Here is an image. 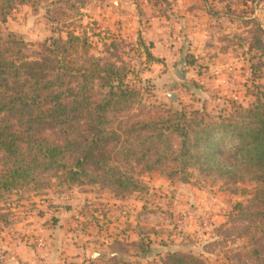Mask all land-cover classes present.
<instances>
[{
    "label": "trees",
    "instance_id": "trees-1",
    "mask_svg": "<svg viewBox=\"0 0 264 264\" xmlns=\"http://www.w3.org/2000/svg\"><path fill=\"white\" fill-rule=\"evenodd\" d=\"M31 1L0 0V201L14 191L41 192L55 183L98 185L125 199L148 191L140 173L189 183L196 171L255 182L254 210L246 217L264 235V91L256 104L230 116L143 106L126 65L91 55L86 35L69 30L66 38L38 43L4 35L2 24ZM255 31L250 47L260 54L251 69L264 77V28L257 24ZM146 55L153 57L148 48ZM194 63L189 54L186 64ZM3 211L0 229L10 224ZM253 249L261 260L264 244L256 240ZM140 251L148 250L141 244ZM104 262L133 264L117 255ZM152 264L206 263L193 249H178Z\"/></svg>",
    "mask_w": 264,
    "mask_h": 264
},
{
    "label": "rangeland",
    "instance_id": "rangeland-1",
    "mask_svg": "<svg viewBox=\"0 0 264 264\" xmlns=\"http://www.w3.org/2000/svg\"><path fill=\"white\" fill-rule=\"evenodd\" d=\"M126 1L131 5L118 12L109 9L117 14L111 16L112 13H97L95 0H32L7 18L1 26L2 33L21 35L28 43L51 36L66 38L69 30L86 35L91 55L111 56L126 65L130 71L128 82L140 92L143 106L230 116L237 115L240 107L256 104V97L264 91V77L251 69L253 63L259 62L260 53L251 49L250 43L257 24L264 28V0ZM113 41L117 44L109 47ZM146 48L152 53L151 59ZM189 54L195 57L191 66L186 64ZM261 71L264 74V67ZM170 93L178 95L176 106L168 97ZM191 172L189 183L170 181L159 172L140 173L148 191L135 194L148 205L153 215L150 224L167 232L181 230L185 224L195 227L197 233L210 234L214 239L206 249L221 262L264 264V251L261 260L253 254L254 243L260 240L264 244V235L257 232L259 223L246 217L248 211L254 210L251 205L256 183H234ZM183 184L196 189L199 215L191 217L187 204L172 208L179 190L170 186L182 188ZM84 187L91 190L85 200L88 204L67 212L65 228L73 231L76 238L85 236L80 243H88L84 245L88 264H104L108 249L94 246V189L105 193L106 199L112 193L98 185ZM76 193H80V186L68 188L55 183L41 192L14 191L0 201V207L9 215L10 224L23 218L33 224L38 215L45 213L49 215L42 217L47 222L60 211L55 207L67 206L66 200L73 199ZM203 219L208 226H202ZM98 250H102L100 259L91 256ZM134 262H141L139 256Z\"/></svg>",
    "mask_w": 264,
    "mask_h": 264
},
{
    "label": "crops",
    "instance_id": "crops-1",
    "mask_svg": "<svg viewBox=\"0 0 264 264\" xmlns=\"http://www.w3.org/2000/svg\"><path fill=\"white\" fill-rule=\"evenodd\" d=\"M95 3L97 13H112L111 16L117 14H113L109 9L118 12L131 5L126 0H95ZM186 185L189 186H170V189L179 190L176 193L174 191L177 199L172 201V208L180 209L187 204L188 213L194 217L200 214L197 209L199 205L196 203L197 191L194 187ZM90 193L89 188L80 186V193L74 194L73 199L69 197L65 207L58 204L55 208L60 211L47 222L43 221L42 216L49 214L40 213L33 224L32 220L23 218L13 220L7 227H2L0 264H88L87 246H84L88 243H80L85 236L76 238L73 231H67L64 218L79 205L88 204L85 200ZM94 201V246L107 248L109 257L110 254L123 256L136 264L134 260L139 256V264H152L154 260L161 259L168 250L193 249L205 258L207 264H230L227 260L221 262L215 259L206 249L207 243L214 239L210 234L197 233L195 227H186L185 224L184 227L180 226L181 230L170 232L159 230V226L150 224L149 220L153 215L148 211V205L136 194L125 199H118L110 194L106 199L105 193L96 192L94 189ZM192 204L194 206H191ZM49 206L52 208V205ZM141 244L148 250L146 253L140 251ZM101 254L102 250H98L97 254L94 252L91 256L96 255L100 259Z\"/></svg>",
    "mask_w": 264,
    "mask_h": 264
},
{
    "label": "water",
    "instance_id": "water-1",
    "mask_svg": "<svg viewBox=\"0 0 264 264\" xmlns=\"http://www.w3.org/2000/svg\"><path fill=\"white\" fill-rule=\"evenodd\" d=\"M168 97H169L171 103H172L174 106H176L177 103H178V95H177L176 93H170V94L168 95ZM113 255H114V254H110V256H113Z\"/></svg>",
    "mask_w": 264,
    "mask_h": 264
},
{
    "label": "built area",
    "instance_id": "built-area-1",
    "mask_svg": "<svg viewBox=\"0 0 264 264\" xmlns=\"http://www.w3.org/2000/svg\"><path fill=\"white\" fill-rule=\"evenodd\" d=\"M202 226H203V227L208 226V221H207L206 219H203V220H202Z\"/></svg>",
    "mask_w": 264,
    "mask_h": 264
}]
</instances>
